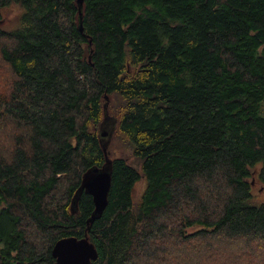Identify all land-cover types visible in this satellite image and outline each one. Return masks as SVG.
<instances>
[{
	"label": "trees",
	"instance_id": "obj_1",
	"mask_svg": "<svg viewBox=\"0 0 264 264\" xmlns=\"http://www.w3.org/2000/svg\"><path fill=\"white\" fill-rule=\"evenodd\" d=\"M10 7L0 264L82 237V178L107 160L91 264H264V0H0V22Z\"/></svg>",
	"mask_w": 264,
	"mask_h": 264
},
{
	"label": "water",
	"instance_id": "obj_2",
	"mask_svg": "<svg viewBox=\"0 0 264 264\" xmlns=\"http://www.w3.org/2000/svg\"><path fill=\"white\" fill-rule=\"evenodd\" d=\"M76 1L79 5L83 2V0ZM79 30H83L81 17L79 20ZM105 98L107 99V96ZM107 135L108 131L106 129L100 131L101 137H106ZM103 146L105 149V144ZM109 164L110 162L107 160L106 165L101 168L94 167L83 175L82 189L92 196L94 204L92 215L86 221L87 229L89 223H92L94 219L102 215L107 205V197L111 185ZM87 229L82 237L70 235L56 240L51 249V254L54 258L52 264H91L97 258L98 253L94 243L88 238Z\"/></svg>",
	"mask_w": 264,
	"mask_h": 264
},
{
	"label": "rangeland",
	"instance_id": "obj_3",
	"mask_svg": "<svg viewBox=\"0 0 264 264\" xmlns=\"http://www.w3.org/2000/svg\"><path fill=\"white\" fill-rule=\"evenodd\" d=\"M3 22L0 24V27L6 30H11L13 28H15L17 26V18H18V10L14 7H10L5 9L3 12ZM115 154V152H114ZM143 188V183L138 182L135 186L134 192H133V196L134 199H137V197L139 196L141 190ZM253 190H254V194H255V199L258 201H263L264 202V190L261 189L259 190V184L255 183L253 184ZM192 230H194L193 228H189L188 231L191 232Z\"/></svg>",
	"mask_w": 264,
	"mask_h": 264
}]
</instances>
